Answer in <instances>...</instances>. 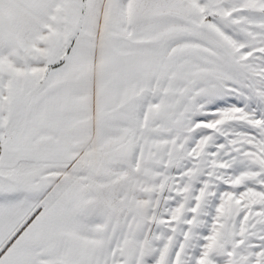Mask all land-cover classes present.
Instances as JSON below:
<instances>
[{
    "label": "snow or ice",
    "instance_id": "1",
    "mask_svg": "<svg viewBox=\"0 0 264 264\" xmlns=\"http://www.w3.org/2000/svg\"><path fill=\"white\" fill-rule=\"evenodd\" d=\"M0 264H264V0H0Z\"/></svg>",
    "mask_w": 264,
    "mask_h": 264
}]
</instances>
